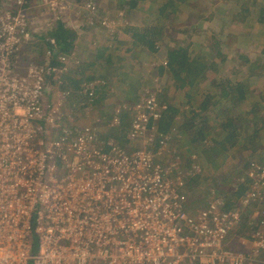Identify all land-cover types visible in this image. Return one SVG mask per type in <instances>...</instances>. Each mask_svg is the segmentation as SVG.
Instances as JSON below:
<instances>
[{
  "label": "built area",
  "instance_id": "obj_1",
  "mask_svg": "<svg viewBox=\"0 0 264 264\" xmlns=\"http://www.w3.org/2000/svg\"><path fill=\"white\" fill-rule=\"evenodd\" d=\"M33 1L0 0V264H246L264 252V205L255 209L250 247H224L243 209L264 194V165L248 162V187L233 204L215 195L192 215L187 189L198 155L185 169L169 156L157 92L114 107L110 128L132 114L125 146L99 134V119L63 125L69 92H56L52 106L44 100L48 76L62 82L68 72L69 56L54 54L56 38L47 39L44 63L16 68L20 45L37 32ZM104 83L97 77L81 88L94 101Z\"/></svg>",
  "mask_w": 264,
  "mask_h": 264
},
{
  "label": "rangeland",
  "instance_id": "obj_2",
  "mask_svg": "<svg viewBox=\"0 0 264 264\" xmlns=\"http://www.w3.org/2000/svg\"><path fill=\"white\" fill-rule=\"evenodd\" d=\"M137 1L139 3L135 5L137 2L133 0H34L29 7L30 24L31 29L37 32L33 34L29 43L20 45L17 53L19 57L17 71L22 73L30 63L46 61L45 50L48 46L47 39L50 37H47V33L55 29L61 20L77 35L74 54L67 55L62 52L69 56L68 72L62 76V82H57L52 75L48 76L49 88L44 100L47 106H52L58 103L56 96L54 97L56 92L63 90L69 92L60 105L64 112L63 125L74 130L76 126L79 128L85 123L99 119L100 124L97 126L100 135L110 134L125 146L126 135L119 139L116 127L115 129L107 127L106 118L116 105L134 102L147 92H157L162 104L159 130L167 137L169 156L185 169L191 167V155H198L197 165L200 171L187 189L191 214L196 216L198 210L215 195L232 203L236 194L234 186L238 185L237 191L238 189L241 191L240 188L245 183L248 184L242 180L246 176L248 162L255 159L264 165V150L261 151L264 148V136L260 139L261 142L257 143L259 149L256 150L258 151L256 155L250 154L249 141L239 144L234 151L224 155L205 152L210 151L209 148L213 144L210 136L204 142L191 141L192 137L196 136L193 126L203 118V114L198 113L199 117L196 118L194 114L190 115L188 112L190 109L198 112V104L202 98L196 93H199L203 83L201 85L197 81L193 85L182 87L178 84L175 73L161 70V66L166 65V49L169 45L190 44L191 49L205 50L207 44L213 40L212 31H215L227 39L232 47L226 57L219 56L225 57L219 79L232 78L237 81L250 79V83L247 82L249 93L250 89H254L256 93L262 91L264 78L249 76L245 56L255 59L264 44V22L259 21V8L261 6L264 8V0H257L256 7L252 4L249 15L240 11L238 8L240 4L235 9L234 3H239L237 0H184L179 4L176 13L167 16V21L163 20L160 13L163 3L167 0ZM88 2L94 5L90 13L84 9L85 3ZM0 8L3 10L5 4L1 3ZM158 18L161 24L156 23ZM104 19L110 24L103 25ZM191 22L200 29L208 28L209 39L199 42V39L194 37L198 30L190 28ZM135 29L147 30L151 34L159 32L158 50L150 51L141 45L136 47L134 44L136 35L133 34ZM109 55L119 67L118 74L104 63L105 56ZM94 58L100 59L98 60L102 65L100 68L89 65ZM101 73L105 74L102 78L106 80V84L98 86L97 98L90 101L82 91L81 85L92 74L96 78L101 77ZM79 79L82 80L80 88L76 87ZM168 106L180 109L171 121L173 124L171 127L166 122L170 116L167 113ZM216 111L215 109L211 111L212 120L216 119ZM70 118L72 120H69ZM212 120L210 121L213 123ZM216 120L215 123L218 124ZM72 122L76 124L74 128L70 126ZM244 140L247 139L244 138L242 141ZM261 205H264V194L247 210L243 209L239 226L231 231L224 247L243 250L250 247L248 239L257 227L254 212L256 207ZM246 264H264V252L255 254Z\"/></svg>",
  "mask_w": 264,
  "mask_h": 264
},
{
  "label": "trees",
  "instance_id": "obj_3",
  "mask_svg": "<svg viewBox=\"0 0 264 264\" xmlns=\"http://www.w3.org/2000/svg\"><path fill=\"white\" fill-rule=\"evenodd\" d=\"M183 1L184 0L165 1L160 11L163 20L167 21V16L169 14L176 13L179 4ZM237 1L239 3H234L235 9H237V5L240 4L238 8L247 15L251 13L252 4H255V7L257 6V0ZM133 2H137L135 5L139 3L137 0H133ZM259 9V21L264 22V8L261 6ZM156 23L161 24L162 22L158 18ZM194 24L195 23L192 22L189 24L190 28L198 30L194 37L198 38L199 42L209 39L208 28L205 27L204 29H200ZM252 27L251 25V28ZM133 34L136 35L134 37V44L136 47L141 45L143 48L150 51L155 52L158 50V41L160 39L159 32H152L151 34L147 30L138 31L135 29ZM48 36L55 37L57 40L58 49L55 50V55L59 52H63L67 55L74 54V45L77 35L61 20L58 21L55 29L47 33V37ZM211 37L213 40L211 43L207 44L205 48V50H207L206 52L200 48L191 49L190 44L169 45L166 49L167 62L166 65L161 66V70H168L175 73L177 82L182 87L193 85L197 81H199L201 85L203 83L199 93H196L202 98L198 104V112L195 111V109H190V111H188L190 115L194 114L196 118L198 113L201 112V114H203V118L193 126L196 136L192 137V142H204L205 139L210 136L213 144L212 147L209 148L210 151L205 149V152L210 154L214 153L215 155H224L234 151L239 144L249 141L251 142L250 154L256 155V152H258L256 150L259 149L257 143H259V141L261 142L260 139L264 136V89L258 93H256L254 89H250L251 92L249 93V85L247 82L249 81L250 83V79H248V81H237L232 78L220 80L219 74L223 69L226 54L229 53L232 47L227 39L221 37L220 33L212 31ZM221 55L225 57H219ZM105 58H107V61L112 60L110 55L105 56ZM245 58L248 63L247 69L249 76L251 75V78L256 76L264 78V44L262 45L261 51L254 57L255 59H250L247 56H245ZM93 77L94 75L89 76L88 79H92ZM81 81L82 80L79 79L76 87L80 88ZM105 84L106 80L105 83L99 85V87ZM212 109H215V111L217 110L215 113V118L217 120H215L218 124L215 123V120H212ZM179 112L180 109L177 107L168 106L167 113H169L170 116L167 118L166 122H168L170 127L173 125L171 121L174 120ZM250 114L251 116H249ZM109 118L110 117H107L106 119V125H108ZM196 118L193 119L195 120ZM210 120H212L213 123ZM120 121L121 124L116 127L119 133V139L127 134L129 124L132 121V114L124 111ZM160 125L161 122L159 127ZM108 128L111 129L110 127ZM98 132L99 134L101 133L99 130ZM106 135L110 136V134ZM244 138L247 140L242 141ZM263 150L264 148L261 149V151ZM247 186L248 184L245 183L238 193L242 194L247 189ZM36 244L35 241V250L37 249Z\"/></svg>",
  "mask_w": 264,
  "mask_h": 264
},
{
  "label": "crops",
  "instance_id": "obj_4",
  "mask_svg": "<svg viewBox=\"0 0 264 264\" xmlns=\"http://www.w3.org/2000/svg\"><path fill=\"white\" fill-rule=\"evenodd\" d=\"M106 61H104V63H106V64H108L109 66H111L112 68H113V70L114 71H116V74H118L119 73V67H118V65H117V63L116 62H114L113 61V59L111 60V61H107V58H104ZM98 60H100V59H98V58H94V59H92L90 62H89V65H93V66H97V67H101L102 65H101V63L100 62H98ZM103 61V60H102ZM110 63V64H109ZM93 75V74H92ZM103 76H105V74H103V73H101V77H103ZM96 77V76H95ZM100 77V76H99ZM92 79H94V77L92 78ZM92 79H88V78H86V80H85V82L86 81H88V80H92ZM116 106H120V104H118V105H116ZM115 106V107H116ZM111 114V113H110Z\"/></svg>",
  "mask_w": 264,
  "mask_h": 264
},
{
  "label": "clouds",
  "instance_id": "obj_5",
  "mask_svg": "<svg viewBox=\"0 0 264 264\" xmlns=\"http://www.w3.org/2000/svg\"><path fill=\"white\" fill-rule=\"evenodd\" d=\"M239 190L236 192V194H238Z\"/></svg>",
  "mask_w": 264,
  "mask_h": 264
}]
</instances>
